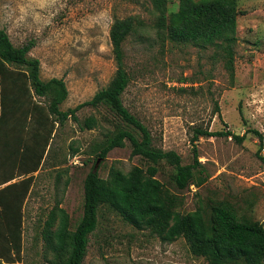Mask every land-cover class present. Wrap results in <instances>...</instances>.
I'll use <instances>...</instances> for the list:
<instances>
[{"label": "rangeland", "instance_id": "obj_1", "mask_svg": "<svg viewBox=\"0 0 264 264\" xmlns=\"http://www.w3.org/2000/svg\"><path fill=\"white\" fill-rule=\"evenodd\" d=\"M178 4L179 0H169L170 11L177 10ZM239 10L234 74L214 46L201 48L169 41L162 46L154 38L133 36L125 43L132 79L123 99L149 128L154 144L177 151L183 164L194 162L197 149L200 164L196 177L203 179L201 185L195 182L178 189L172 179L174 167L165 161L157 173L165 188L178 195L181 211L228 200L240 213L264 224V141L260 146L259 137L249 132L256 129L264 137V0H239ZM131 15L148 24L155 17L149 0H0V29H6L18 46L35 41L30 55L40 59L43 79H64L69 95L62 110L88 101L109 83L117 68L111 26L116 18ZM28 100L30 106L39 105L43 112L35 108L36 113L7 111L3 122L15 160L11 171L15 177L30 176L18 187L33 184L28 197L21 196L27 200L22 252L16 263L51 264L54 253L43 237L49 212L59 201L75 227L84 211L85 178L97 165L95 144L114 124L102 119L107 110L90 105L76 112L78 120L70 116L54 124L55 117H45L46 98L32 90ZM91 115L100 119V125L82 127ZM198 126L232 131L244 139L238 141L227 134L194 138ZM50 129L54 134L45 151ZM135 165L147 169L149 161L133 155L126 141L124 147H116L106 159H100L97 170L108 178L113 166L128 172ZM83 264L209 263L195 256L184 238L164 241L106 209L91 236Z\"/></svg>", "mask_w": 264, "mask_h": 264}, {"label": "trees", "instance_id": "obj_2", "mask_svg": "<svg viewBox=\"0 0 264 264\" xmlns=\"http://www.w3.org/2000/svg\"><path fill=\"white\" fill-rule=\"evenodd\" d=\"M149 1L155 15L153 23L148 24L139 16L131 15L116 18L111 26L112 53L117 68L109 83L88 101L67 110L61 109L69 95L67 85L63 78H42L40 59L30 55L35 41L29 40L18 46L6 29H0V126L7 111L13 114L19 110L36 113L35 108L43 112L39 105L31 107L28 103L33 90L36 95L46 98L48 112L45 117H55L54 124L62 123L70 116L78 120L76 112L86 105L107 110L102 119L112 122L114 128H107L103 139L95 144V162L106 159L112 149L124 147L126 141L131 144L133 155L149 161L147 169L135 165L128 172L113 166L108 178L101 177L94 166L84 181V211L74 228L69 213L58 201L50 210L43 229L46 245L54 253L51 264H83L91 236L99 228L100 217L106 209L139 229H149L164 241L184 238L190 251L195 256L204 257L209 264H264V224L240 213L231 201L220 200L187 212L178 208V195L165 188L157 173L165 161L174 167L172 179L178 189H185L195 182L201 185L203 179L196 177V168L200 164L197 149L194 150V162L183 164L177 151L154 144L149 128L123 99L132 79L126 66L125 43L133 36L154 38L162 46L167 41L201 48L214 46L234 74L239 0H179L175 11H170L169 0ZM99 125L100 119L91 115L82 127L92 129ZM250 131L259 137L260 146H263V134L256 129ZM48 132L45 151L54 129ZM221 134L233 135L238 141L244 139L232 131H211L201 126L196 127L194 138ZM43 158L44 154H41L40 161ZM7 178L9 181L14 177ZM60 178L61 174L57 179ZM68 183L67 180L66 186ZM11 186L0 191L2 203L6 206L2 216L8 233L7 255L4 248L2 253L7 256L5 260L9 264H15L23 246V203L26 198L22 200L21 196L28 194L29 185L5 196L3 191L10 190Z\"/></svg>", "mask_w": 264, "mask_h": 264}, {"label": "crops", "instance_id": "obj_3", "mask_svg": "<svg viewBox=\"0 0 264 264\" xmlns=\"http://www.w3.org/2000/svg\"><path fill=\"white\" fill-rule=\"evenodd\" d=\"M6 121V120H5ZM5 125H1L0 126V191L6 187H8L9 185H12L10 190L7 191V195H13L15 192V189H18V190H21V189H25V186L26 185H22V186H19V187H22V188H19L18 185L21 181L25 180L27 177H30L28 176L29 174H27V176H24V174L22 176H17L15 177V171H11V165L15 163V160L12 159V156L9 152V142L6 140V139H9V138H5V134L7 133V130H6V133L4 134L5 132ZM8 143V144H7ZM13 162V163H11ZM19 165V163H18ZM14 177L12 180H9L7 181L6 179H8L7 177ZM32 186L33 184H30L29 185V194H30V191L32 189ZM9 189V188H8ZM27 194V197L28 195ZM2 196H0V264H9L5 259H6V255H7V245H8V233H7V226L5 224V222H3V211L6 209V206L2 203ZM4 196V197H5ZM27 197L25 199V203H26V200H27ZM25 203L23 204V206L25 205ZM24 210V208H23ZM3 248H4V251L6 252L4 255L2 253L3 251ZM17 263H19V261H17ZM16 263V264H17Z\"/></svg>", "mask_w": 264, "mask_h": 264}, {"label": "water", "instance_id": "obj_4", "mask_svg": "<svg viewBox=\"0 0 264 264\" xmlns=\"http://www.w3.org/2000/svg\"><path fill=\"white\" fill-rule=\"evenodd\" d=\"M98 163H99V161L97 162V165H98ZM97 165H96V167H95V170H97Z\"/></svg>", "mask_w": 264, "mask_h": 264}]
</instances>
